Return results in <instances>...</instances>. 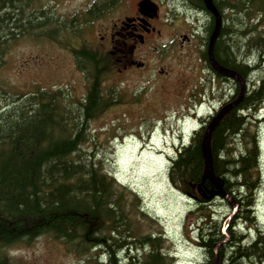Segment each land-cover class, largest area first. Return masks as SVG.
Returning <instances> with one entry per match:
<instances>
[{"label":"rangeland","instance_id":"obj_1","mask_svg":"<svg viewBox=\"0 0 264 264\" xmlns=\"http://www.w3.org/2000/svg\"><path fill=\"white\" fill-rule=\"evenodd\" d=\"M24 1H28L23 8L24 17L29 18L33 14L38 17V13L43 11L45 17L42 19L47 20V23L39 26L31 24L27 26L28 33H19L3 44L4 51L0 57V110L16 100L18 96L14 93L26 94L36 87L66 91L67 93L62 92L68 95L66 104L70 103L76 108L83 106L84 94L88 92L90 84L93 86L95 73L88 72L89 81L83 78V71L77 67L72 51L82 47L88 50V46L97 47L99 41L95 36V26L87 31H66L64 25L67 24L63 20L71 19V14L86 0ZM203 21L201 19L199 23ZM55 26L59 28L58 35H55ZM189 29V22L183 19L177 20L174 26L165 27L163 24L157 51L168 47L167 38L171 34L176 32L190 35ZM239 29L241 28L236 26V31ZM165 30L166 34H163ZM247 40L244 35L236 37L238 46H244ZM198 43L197 36L196 41L185 44L183 51L177 52L178 48H171L163 54V58L158 60V67L165 74H151L148 84L144 83L143 77H139V73H118L114 61L106 63L104 69L97 67L99 73L95 86L104 96L111 93L109 97L115 103L90 120L86 140L81 147L88 166L92 164L101 174L114 175L121 183L113 186V199L121 197L123 203L126 220L118 222V230L122 231V235L118 238L109 236L106 231L102 232L107 246H112L114 240L128 242L115 249L116 252L119 250V264H129L130 257H135V262L146 258L151 250L142 236H149L151 239L160 237L156 243H159L158 251L160 256L164 255L168 264H207L211 258L199 244V227L203 224L211 226L210 222H214V227L218 224L222 227L221 238L224 240L214 248V252L225 246L226 259L233 258L232 264H251L252 260L247 257L233 256L229 252V245H233L238 238L240 247H244L248 245L247 240L252 243L264 233V106L260 109V115L255 116L259 117L261 124L257 121L248 124L249 133L256 134L260 151V168L254 177L257 189L255 192L253 189L245 192L250 199H233L238 204L235 210L221 197L198 203L194 197L176 190L169 180L175 147L181 141L188 143L194 131L202 126L200 121L214 112L212 105L202 100L203 94L209 96L212 93L216 103L223 102L224 98L231 99L236 94L232 82H228L226 86H216V81L210 84L209 80L207 86L206 83L203 86V81L206 80L202 73ZM93 55L98 56L96 53ZM207 76L209 79L210 74ZM263 78L264 69H259L253 72L250 81L256 83ZM114 88L117 89L114 91ZM193 91H198L201 95L197 103H202L200 108L194 105L201 120L195 117H186L182 122L174 119L178 114L186 113L187 108H192L189 97ZM213 106L216 108L218 105ZM248 113L250 115L253 111ZM170 115L169 122L173 123L166 128L163 125L153 127L150 123L151 120ZM242 135L230 137L234 144V155H238L251 142L250 136ZM244 190H240V193ZM253 199L254 218L253 212L248 211L246 205ZM206 215H209L210 221L204 219ZM114 234L117 235L115 232ZM101 239H104L103 235ZM106 248L108 247L103 246L102 250H95L93 246L88 248V244L81 239L67 242L46 233L30 242H21L8 248L7 254L10 264H106ZM215 263L218 264V261Z\"/></svg>","mask_w":264,"mask_h":264},{"label":"trees","instance_id":"obj_2","mask_svg":"<svg viewBox=\"0 0 264 264\" xmlns=\"http://www.w3.org/2000/svg\"><path fill=\"white\" fill-rule=\"evenodd\" d=\"M27 3L24 0H0V56L4 51L3 44L10 37L26 32L31 24L47 23L42 19L43 13H38V17L36 14L24 17L23 8ZM215 3L224 7L223 0H215ZM230 6L235 12L232 27L241 29H230L229 35L221 28L213 56L220 66L240 74L248 88L244 99L213 130L211 152L214 176L222 184L223 191L232 199L240 197L245 201L249 198L245 192L255 186L258 157L257 137L255 133H249L248 124L257 121L255 114L264 102V78L256 83L250 81L253 72L264 69V31H259L264 22V0H231ZM255 20H258L257 24ZM213 23L212 18L210 29ZM241 35L248 39L244 46H238L236 41ZM83 57L97 69L93 55ZM204 58L212 69L206 54ZM232 83L238 95L240 87L237 82ZM57 97H61L60 90L51 93L38 89L29 96L19 95L0 110V264H10L8 248L46 233L67 242L81 239L88 248L93 246L95 250L106 246V264H119V250L116 252L115 249L128 242L114 240L112 246H107L102 232L118 238L122 235L118 222L126 220L123 203L121 197L113 199L115 183L112 178L99 173L92 164L88 166L81 148L87 136V119L99 104L101 94L94 86L76 113L64 102L57 101ZM250 111L253 113L249 115ZM208 124L194 133L189 144L179 148L169 169L172 186L194 196L198 203L209 201L198 192V186L206 196L216 189L210 179L203 181L202 139ZM241 134L250 136L251 142L234 155L230 137ZM242 189L244 191L240 193ZM204 219L209 220V215ZM210 224L199 227V243L211 258L208 263L212 264L217 258L218 264H232L233 258L226 259L225 246L214 252L215 245L224 240L221 238L222 227L219 224L214 227V222ZM102 235L104 239H101ZM141 238L151 251L144 260L135 262V257H130L129 264H168L158 251L159 243H156L160 237ZM240 246L238 238L229 245L233 256L247 257L252 260L251 264H264L261 240Z\"/></svg>","mask_w":264,"mask_h":264},{"label":"flooded vegetation","instance_id":"obj_3","mask_svg":"<svg viewBox=\"0 0 264 264\" xmlns=\"http://www.w3.org/2000/svg\"><path fill=\"white\" fill-rule=\"evenodd\" d=\"M202 3L203 0H92L78 15L82 27L88 23L95 26V36L99 41L100 58L96 55L95 60L98 68L103 69L102 59L106 58L116 63L118 73H139L144 83H149L151 74H165L161 67L159 71L158 60L163 58L168 48H178L177 52H181L185 44L196 41L195 35L200 32L203 36L197 45L200 49L207 46L214 23L210 29L213 16ZM220 11L224 16L225 10L220 8ZM203 17L205 22L202 27L196 25ZM179 19L189 22L191 34L174 33L167 40L168 47L157 51L164 22L174 26ZM163 34H166L165 31ZM179 118L182 119V116Z\"/></svg>","mask_w":264,"mask_h":264},{"label":"water","instance_id":"obj_4","mask_svg":"<svg viewBox=\"0 0 264 264\" xmlns=\"http://www.w3.org/2000/svg\"><path fill=\"white\" fill-rule=\"evenodd\" d=\"M207 8L216 14V26L214 29V32L210 38L209 41V46H208V58H209V62L211 64V66L213 67V69L228 78L234 79L236 81H238L241 85V91H240V95L237 101L227 105L226 107H224L219 114L210 122V124L207 126L204 135H203V139H202V154H203V158H204V163H205V176L210 178L212 183L217 187L218 191L216 192L217 194H220L222 196L227 197L224 192L222 191L221 186L218 184L217 179L214 176V172H213V161H212V155H211V136H212V132L215 129L216 125L218 124L219 120L223 117L224 114L228 113L233 107H235L236 105L239 104V102L242 100L244 93H245V83L243 81V79L239 76V74H237L236 72L224 68L222 66H220L216 60L214 59L213 56V46L215 44V41L218 37L219 34V30H220V18L216 13V10L211 2V0H204Z\"/></svg>","mask_w":264,"mask_h":264},{"label":"bare ground","instance_id":"obj_5","mask_svg":"<svg viewBox=\"0 0 264 264\" xmlns=\"http://www.w3.org/2000/svg\"><path fill=\"white\" fill-rule=\"evenodd\" d=\"M27 16V15H26ZM261 136V135H260ZM263 154V153H262ZM215 189V188H214ZM111 239V238H110ZM230 252V251H229Z\"/></svg>","mask_w":264,"mask_h":264}]
</instances>
